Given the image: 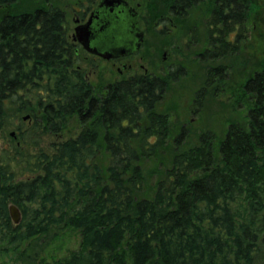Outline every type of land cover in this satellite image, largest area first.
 Returning a JSON list of instances; mask_svg holds the SVG:
<instances>
[{
  "label": "trees",
  "instance_id": "trees-1",
  "mask_svg": "<svg viewBox=\"0 0 264 264\" xmlns=\"http://www.w3.org/2000/svg\"><path fill=\"white\" fill-rule=\"evenodd\" d=\"M167 1L178 17L203 8L210 48L202 58L240 49L251 0ZM67 35L65 14L56 7L0 21V135L15 127L18 144L37 147L72 118L81 128L74 138L52 143L50 154H26L18 144L0 154V258L264 264V69L254 70L236 97L245 107L240 122H229L221 139L207 131L181 149L184 130L170 140L169 115L159 108L176 72L136 74L96 89L76 66ZM222 69L211 68L204 85L212 76L223 84ZM205 95L203 88L196 92L192 112L200 111ZM170 142V167L147 196L142 166ZM12 161L27 178L14 180ZM10 204L20 211L17 225ZM72 235L77 249L57 256Z\"/></svg>",
  "mask_w": 264,
  "mask_h": 264
},
{
  "label": "rangeland",
  "instance_id": "rangeland-1",
  "mask_svg": "<svg viewBox=\"0 0 264 264\" xmlns=\"http://www.w3.org/2000/svg\"><path fill=\"white\" fill-rule=\"evenodd\" d=\"M91 1H94L91 2ZM97 0H16V3L5 10L0 9V19L5 12H23L34 8L56 7L65 14L68 36L73 33L74 20L79 19L77 10L81 3L91 5ZM133 6L140 17V29L144 32V40L140 50L128 59L112 62L87 54L81 49L77 53L76 66L86 73V78L96 89L103 88L109 82L125 79L136 74L148 73L153 76H169L163 100L159 108L169 115L172 138L184 130L185 140L181 149L194 146L203 132L213 133L217 139L224 137L228 123L241 121L245 107L242 102L235 104L236 97L241 93L244 80L254 71L264 69V0H251L245 24V38L240 49L214 59L202 58L198 54L208 48L207 26L203 8L193 7L185 17H173L172 25L161 21L168 16L167 0H126ZM91 2V3H90ZM88 3V4H87ZM83 4V5H84ZM85 6V7H86ZM84 7V6H83ZM84 7V11H85ZM90 9V10H91ZM85 11L87 18L89 11ZM207 18V16H206ZM248 27V29H247ZM163 55L165 56L163 59ZM142 65V68L140 67ZM122 66H125L122 69ZM223 66L220 71L225 82L220 83L219 76H212L211 83L204 85L205 78L211 68ZM119 69V71H118ZM226 70V71H225ZM205 90L202 108L192 112L195 94L200 89ZM80 125L72 118L64 131L59 135H45L37 147L20 145L15 137V127L5 129L0 135V154L11 146H18L26 154H35L42 150L48 154L51 144L74 138L80 132ZM14 133V136L11 134ZM171 142L160 151L159 156L146 162L142 168L146 176L145 195L155 191L156 182L162 179L166 169L170 167L169 158L174 153ZM10 169L14 180L27 178L22 165L12 161ZM78 237L73 235L59 247L57 256H62L67 250L77 249ZM42 246L39 250H43ZM34 252L39 250H32ZM0 264H25L12 255L0 258Z\"/></svg>",
  "mask_w": 264,
  "mask_h": 264
},
{
  "label": "water",
  "instance_id": "water-1",
  "mask_svg": "<svg viewBox=\"0 0 264 264\" xmlns=\"http://www.w3.org/2000/svg\"><path fill=\"white\" fill-rule=\"evenodd\" d=\"M113 19L117 21V24L112 23ZM94 21L102 22L100 25H103L102 29L106 30V32L100 31V33H104L105 37L99 43L93 42ZM75 34L77 41L87 52L99 55L104 59L132 54L139 49L142 42L138 15L125 0H101L100 6L89 21L75 28ZM164 57L163 55V59ZM27 117L25 116L24 120ZM11 136H14V133ZM8 212L12 223L17 225L21 220L20 211L16 206L10 204Z\"/></svg>",
  "mask_w": 264,
  "mask_h": 264
},
{
  "label": "flooded vegetation",
  "instance_id": "flooded-vegetation-1",
  "mask_svg": "<svg viewBox=\"0 0 264 264\" xmlns=\"http://www.w3.org/2000/svg\"><path fill=\"white\" fill-rule=\"evenodd\" d=\"M126 1V0H125ZM91 2H93L94 3V1H91ZM90 2V3H91ZM100 2H101V0H97L96 1V3H95V5L93 6V8L91 9V5H89V6H86L84 3H81V6H79L80 8L77 10V13L80 15V18L79 19H76V20H74V24H75V27H74V29H73V33H71L70 34V38H69V36L67 35V37H68V39H69V42L71 43V45L73 46V49H74V52H75V54H76V56H77V53L79 52L78 50H82V51H84V52H86L87 54H89V55H92V56H94V57H97V58H99V59H102V60H106V61H112V62H116V61H120V60H122V59H128L129 57H131V56H134V54H136L139 50H140V48H141V46H142V44H143V40H144V32L140 29V17H139V14L136 12V10H135V8L133 7V6H131L127 1V4H128V6L129 7H131L134 11H135V13H137V15H138V26H139V31L142 33V42H141V45H140V47H139V49L137 50V51H135V52H133L132 54H129V55H125V56H119V57H112V58H109V59H104L103 57H101V56H99V55H96V54H92V53H89V52H87L84 48H83V46L77 41V39H76V34H75V28L77 27V26H81V25H84V24H86L88 21H89V19L91 18V16H92V14L98 9V7L100 6ZM16 3V1L13 3V4H6V5H0V9L1 10H5V9H7V8H10L11 6H13L14 4ZM84 4V5H83ZM88 4V3H87ZM169 4V3H168ZM85 7V11H87V10H90L89 11V14H88V16H87V18H85V11H84V7ZM42 8V7H41ZM101 8V7H100ZM168 16H164V18L163 19H161V21H168L171 25H172V19H171V16H173V17H178V16H176L173 12H171V7H170V4H169V8H168ZM23 12H25V11H23ZM17 13V10L16 11H12V12H5V14H4V16L3 17H5V16H8V15H12V14H16ZM18 13H20V12H18ZM2 17V18H3ZM110 17V16H109ZM2 18L0 19V21L2 20ZM180 18H182V17H180ZM184 18V17H183ZM115 19H117V18H115ZM115 19H113L114 21H112V23H116L117 21L115 20ZM102 22H100V21H94L93 22V31H92V34H93V42L94 43H99V42H101V40H102V38H104L105 37V35H104V33H100V31L101 30H103V31H105L106 32V30H104V29H102L103 27V25L101 26L100 24H101ZM107 23H109V22H107ZM117 24V23H116ZM245 24H246V22H245ZM206 26H207V23H206ZM113 27V26H112ZM98 28V29H97ZM247 29H248V27H247ZM115 30V29H114ZM68 33H69V30H68ZM106 36H107V34H106ZM232 38H234V35L232 34ZM208 39V38H207ZM208 48H210L209 47V41H208ZM208 48H207V50H208ZM206 51V50H205ZM205 51H204V53H205ZM204 53H202V54H204ZM201 53L200 54H198L199 56H201L202 55ZM140 67L142 68V65H140ZM125 68V66H122V69H124ZM118 71H119V69H118ZM144 74H146V73H144ZM105 87V86H104ZM103 87V88H104Z\"/></svg>",
  "mask_w": 264,
  "mask_h": 264
}]
</instances>
